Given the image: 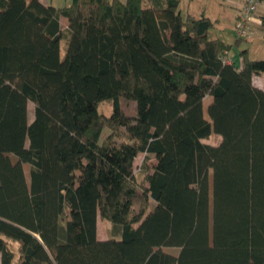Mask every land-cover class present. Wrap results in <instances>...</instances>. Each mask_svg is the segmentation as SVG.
<instances>
[{
  "label": "trees",
  "instance_id": "16d2710c",
  "mask_svg": "<svg viewBox=\"0 0 264 264\" xmlns=\"http://www.w3.org/2000/svg\"><path fill=\"white\" fill-rule=\"evenodd\" d=\"M215 24L180 0H0V264H264V58L225 61L243 38Z\"/></svg>",
  "mask_w": 264,
  "mask_h": 264
},
{
  "label": "rangeland",
  "instance_id": "374dc122",
  "mask_svg": "<svg viewBox=\"0 0 264 264\" xmlns=\"http://www.w3.org/2000/svg\"><path fill=\"white\" fill-rule=\"evenodd\" d=\"M126 1V0H122ZM239 1V2H237ZM244 0H231L230 3L237 7V15L239 12V7L243 3ZM182 13L185 14L187 9L191 10L194 14L200 16L202 12H205V15L211 17L212 19H219L215 26L210 31V37H221L223 39H227L230 42H235L237 40V34H236V28H235V12L233 11V8L230 6L229 2L227 0H180ZM239 5V6H238ZM259 8V7H258ZM63 29L66 28L64 21L61 22ZM253 26V24H252ZM254 37L252 29H251V36L248 39H243L240 43V47H247L249 44L246 42V40L251 41ZM261 40H258L256 42V45H254L252 56L253 58H264V34H262ZM67 34L66 32L63 35L62 41H61V58L64 59L67 51ZM257 50L255 52L254 50ZM230 52V51H229ZM232 52V51H231ZM260 76H255L253 81L256 85L262 84ZM209 101L208 99L204 103V114L205 117L209 118L208 111H207V105ZM101 110H103L106 114L110 115L112 113L113 104L110 101H105L100 106ZM28 110L30 117L33 116V110L34 105L32 102H29ZM127 113L129 114H135L136 113V102H131V104L127 108ZM110 130H105V135L109 134ZM222 137L221 135L213 132L209 137L205 138L203 141L217 145L220 143ZM145 158V154L141 153L137 159H136V169L138 170ZM156 161L152 160L150 162V165H153ZM25 170L27 177L29 178L30 173V165L25 164ZM111 223L110 221L103 219L101 216H99L98 219V234L100 237L104 238L107 237L110 233ZM176 251V250H175Z\"/></svg>",
  "mask_w": 264,
  "mask_h": 264
},
{
  "label": "crops",
  "instance_id": "0c3cea01",
  "mask_svg": "<svg viewBox=\"0 0 264 264\" xmlns=\"http://www.w3.org/2000/svg\"><path fill=\"white\" fill-rule=\"evenodd\" d=\"M227 1L229 2L230 6L233 8V11L235 12L234 20H236V17H237V7H234L230 3L231 0H227ZM41 2H43L46 5H53L55 7H64V6L68 5V4H70L72 2V0H41ZM237 2H239V1H237ZM181 10H182V8H181ZM187 11H191V10L187 9ZM201 15H205V12L203 11ZM263 15H264V0L260 1L259 8H258V11H257V14H256V21L253 23V26H252V32H253L254 37L252 38L251 41H249L250 39L249 40H246V42L249 44V46H247V47L235 46L234 49H233V51L231 52L233 58L239 64L242 63V58L240 56L241 50L248 49L250 56L253 57L252 56V52H253L254 45H256V42L258 40L263 39L262 38V34H264V26L262 25V20H261V17ZM205 16H207V15H205ZM207 17H209V16H207ZM209 18H211V17H209ZM212 20L213 21H216V23H217V21L219 19L218 20L217 19H215V20L212 19ZM62 21H64L65 27H67L68 26V20L65 17H62L61 18V22ZM218 38H221V37H218ZM221 39H223V38H221ZM223 40H225L226 42H230L227 39H223ZM230 43H233V42H230ZM254 51L257 52L256 49ZM261 81H262V79H261ZM262 85H263V81H262L261 86ZM100 238L103 239L102 237H100Z\"/></svg>",
  "mask_w": 264,
  "mask_h": 264
},
{
  "label": "built area",
  "instance_id": "2783aa9c",
  "mask_svg": "<svg viewBox=\"0 0 264 264\" xmlns=\"http://www.w3.org/2000/svg\"><path fill=\"white\" fill-rule=\"evenodd\" d=\"M259 4L260 0H244L240 5L239 12L235 20L236 34L239 38H250L252 24L256 21ZM223 57L227 62L233 61V56L229 51H225Z\"/></svg>",
  "mask_w": 264,
  "mask_h": 264
}]
</instances>
